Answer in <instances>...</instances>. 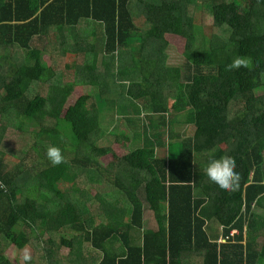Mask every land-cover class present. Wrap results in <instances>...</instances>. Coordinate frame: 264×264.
I'll return each mask as SVG.
<instances>
[{"label":"trees","instance_id":"obj_1","mask_svg":"<svg viewBox=\"0 0 264 264\" xmlns=\"http://www.w3.org/2000/svg\"><path fill=\"white\" fill-rule=\"evenodd\" d=\"M114 109L123 155L100 145ZM222 156L236 191L204 176ZM30 246L31 264H264V0H0V264Z\"/></svg>","mask_w":264,"mask_h":264},{"label":"rangeland","instance_id":"obj_2","mask_svg":"<svg viewBox=\"0 0 264 264\" xmlns=\"http://www.w3.org/2000/svg\"><path fill=\"white\" fill-rule=\"evenodd\" d=\"M198 23H201L200 21V17H198ZM210 21H208V25L206 26V29H205V33L207 35L210 34ZM167 42L169 43V54H170V59H169V64L171 66H179L182 64L183 62V59H182V54H183V51L185 49V41L183 38L179 37V36H174V35H168L167 36ZM45 61L46 63H50L52 64L53 62H50V57L49 56H45ZM62 63H63V70L64 71H71L75 68L76 66V58L74 55H69L67 56L66 58H62ZM84 94L86 95V91L82 88V87H75L74 88V91L72 93V95L68 98V101H67V105L68 106H71L73 105L81 96H84ZM142 105V103H140ZM143 108V107H142ZM151 113L150 110L148 109H142V113L140 115V117L143 119H146L145 117V114H149ZM114 117L118 118V117H122V119L118 120V121H115L114 119V123H116L115 126H113L110 131L109 129H105L106 132H105V135H104V138L100 141V145L101 146H111L112 149L114 150V152L116 154H119V155H123L125 153H127L129 151V148H130V143H128V140L126 141L123 140L122 143L118 144L116 143V136L115 135H112L110 134V132H119L121 130H126L125 128H123V124H124V119H123V116L117 114L115 112V109H114ZM109 121V120H105V123ZM147 121V119H146ZM105 128V126H104ZM185 132V135L186 136H192L193 135V129L191 128H188L187 130H184ZM155 155L157 158L159 159H164L167 157V149L164 147V148H157L155 150ZM151 214V213H150ZM147 216V215H146ZM151 220L153 221V218H151ZM27 251L29 252V254L32 256V254L34 253V247L30 246V247H27ZM15 252V249L12 248L11 250V258L14 262H16V258H17V254L14 253ZM22 254L18 255L19 257H21ZM11 260V261H12ZM31 263H34L33 261V257H32V261Z\"/></svg>","mask_w":264,"mask_h":264},{"label":"clouds","instance_id":"obj_3","mask_svg":"<svg viewBox=\"0 0 264 264\" xmlns=\"http://www.w3.org/2000/svg\"><path fill=\"white\" fill-rule=\"evenodd\" d=\"M247 66L248 60L246 58L235 57L230 64L225 65V70L234 71ZM45 157L52 166L64 162L61 150L56 146H47ZM235 169L236 163L230 156H222L220 158L210 157L204 168V176L209 183L215 185L219 190L233 192L239 187L240 181V175ZM20 259L23 261V264H31L32 257L27 249L22 251Z\"/></svg>","mask_w":264,"mask_h":264},{"label":"crops","instance_id":"obj_4","mask_svg":"<svg viewBox=\"0 0 264 264\" xmlns=\"http://www.w3.org/2000/svg\"><path fill=\"white\" fill-rule=\"evenodd\" d=\"M38 48H40V49H42L43 48V46H38ZM143 108H140V110H142ZM143 118V117H142ZM115 119V121H118V120H120V119H122V117H118V118H114ZM123 119H124V123H126V117H123ZM116 124V123H115ZM126 129V128H125ZM130 141H131V139H130ZM129 143V142H128ZM131 143H132V141H131ZM148 221H150V222H148ZM147 225H149V226H151V227H154V226H156L155 225V221H154V219H153V221L151 220V219H148L147 220ZM232 233L234 234V233H236V231H232ZM220 241L221 242H224L225 241V239H224V237L222 236L221 238H220Z\"/></svg>","mask_w":264,"mask_h":264}]
</instances>
